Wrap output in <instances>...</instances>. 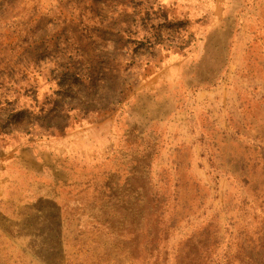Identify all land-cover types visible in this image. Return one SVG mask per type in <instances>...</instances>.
Returning <instances> with one entry per match:
<instances>
[{"label": "rangeland", "instance_id": "obj_1", "mask_svg": "<svg viewBox=\"0 0 264 264\" xmlns=\"http://www.w3.org/2000/svg\"><path fill=\"white\" fill-rule=\"evenodd\" d=\"M202 3L0 0V162L60 180L1 187L0 264H264V0Z\"/></svg>", "mask_w": 264, "mask_h": 264}, {"label": "crops", "instance_id": "obj_2", "mask_svg": "<svg viewBox=\"0 0 264 264\" xmlns=\"http://www.w3.org/2000/svg\"><path fill=\"white\" fill-rule=\"evenodd\" d=\"M205 1H210V0H202L203 2L202 5L204 4ZM211 1L213 2V7H212L213 14L216 17L218 15L220 16L214 23L213 25L214 27H217V25L219 26L222 25L221 23H223L226 20V18L232 16L233 14L237 15L239 14L240 11L246 10L247 8H249L248 2H250V0H211ZM201 13L204 15L203 9ZM3 154H4L3 150H0V155H3ZM10 154L12 153H9L8 155ZM9 158H11V160L8 162H5V164L3 163L2 160H1L2 162H0V196L2 194V191H1L2 186L18 185V184L23 185L24 183H27L28 186H30L28 190L29 192L34 191L32 190V186L39 185L38 191L40 192V194H38V191L36 190L34 195L32 196L26 195L25 198H23V200L24 199H26L27 201H35L38 199L54 200V198L51 197L50 194L56 193L54 189L59 186L60 180L55 178L57 177L56 176L57 172L54 167L49 166V162L46 164L42 158H39L35 154L31 155L30 160H28V163H26L25 165H22L20 168L21 177H22V180H20V178H17L14 175V173L10 172L9 170V167L21 163V162H18L19 157L17 158V156H13L12 154L10 155ZM46 170L52 171V175H50L51 177L49 175H45ZM41 188H45L48 191H51V193L46 195V192L44 193L45 190L42 189L41 191ZM1 201L2 200H0V202Z\"/></svg>", "mask_w": 264, "mask_h": 264}]
</instances>
